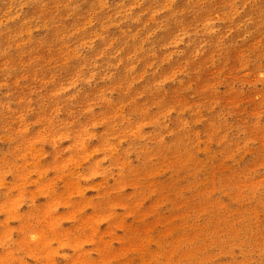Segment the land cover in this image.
Returning <instances> with one entry per match:
<instances>
[{
    "label": "rangeland",
    "instance_id": "1",
    "mask_svg": "<svg viewBox=\"0 0 264 264\" xmlns=\"http://www.w3.org/2000/svg\"><path fill=\"white\" fill-rule=\"evenodd\" d=\"M0 264H264V0H0Z\"/></svg>",
    "mask_w": 264,
    "mask_h": 264
}]
</instances>
